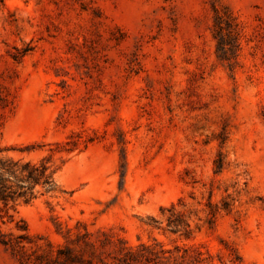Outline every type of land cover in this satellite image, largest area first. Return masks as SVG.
Segmentation results:
<instances>
[{
  "label": "rangeland",
  "instance_id": "rangeland-1",
  "mask_svg": "<svg viewBox=\"0 0 264 264\" xmlns=\"http://www.w3.org/2000/svg\"><path fill=\"white\" fill-rule=\"evenodd\" d=\"M0 157L33 264H264V0H0Z\"/></svg>",
  "mask_w": 264,
  "mask_h": 264
},
{
  "label": "trees",
  "instance_id": "trees-1",
  "mask_svg": "<svg viewBox=\"0 0 264 264\" xmlns=\"http://www.w3.org/2000/svg\"><path fill=\"white\" fill-rule=\"evenodd\" d=\"M216 20L217 35L220 37L217 44L224 49L226 43L222 39L221 17L216 16ZM37 186L45 192L55 188L52 172L46 165L45 160H41L38 164H32L28 161L0 157V226L14 221L13 215L10 213L13 204L17 200H21L24 203L30 202L37 195L35 191ZM180 224L182 223L178 219H168V226L173 230H177L181 226ZM14 228L17 231L16 234L5 233L0 228V246L8 251L19 264H33V260L39 261L41 257L50 258L52 256L50 250H47L42 255H34L35 251L27 248L32 241L22 220L15 222ZM123 250L122 257L118 259L119 264H132L136 261L138 256L136 252L130 249ZM200 255L199 252L194 254L197 263L202 261L199 257ZM33 256L34 258L32 259ZM53 259L60 264L84 263L82 254L74 253L68 247L57 249Z\"/></svg>",
  "mask_w": 264,
  "mask_h": 264
}]
</instances>
